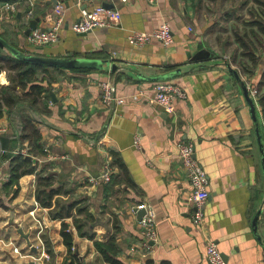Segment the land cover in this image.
Instances as JSON below:
<instances>
[{"label": "crops", "instance_id": "obj_1", "mask_svg": "<svg viewBox=\"0 0 264 264\" xmlns=\"http://www.w3.org/2000/svg\"><path fill=\"white\" fill-rule=\"evenodd\" d=\"M7 2L16 8L7 12L0 0L4 15L0 35L11 46L32 55L88 59L95 67L50 70L51 86L34 108L23 102L11 113L3 111L0 188L9 176V160L2 156L29 155V144L20 136L24 122L30 121L43 150L36 158L37 168L52 175L58 189L53 203L84 199L94 219L85 226L86 232L100 241L115 235L125 264H209L210 241L224 264H264V118L257 108L253 120L239 73L231 62L222 61L232 50L251 54L260 49L264 35L258 22L264 23V6L256 0H96L121 12L119 24L77 34L72 23L79 19L81 6L74 0ZM57 3L65 12L59 40L43 48L31 46L26 35L31 21L37 19V28L50 26ZM164 22L172 31L170 45L156 40L142 46L128 42L133 32H151ZM203 49L213 57L195 58ZM3 65L0 86L15 76ZM263 71L264 56L253 81L258 83ZM106 80L115 83L121 104L103 103L100 83ZM160 81H171L186 92L172 113L147 102ZM27 89L16 86V93L22 96ZM179 141L194 144V156L209 178L210 195L200 227L191 221V185L177 155ZM107 162L111 180L105 183ZM36 179L35 173L22 176L17 196L6 203L10 208L0 207V264L31 261L18 258L11 242L36 247L41 246L39 238L51 255L47 264H63L67 257L60 235L63 221L73 234L77 264H109L92 239L78 234L72 218H53L50 209L37 202ZM143 203L154 208L157 222V238L150 249L140 246L143 238L135 209ZM19 228L29 241L19 235Z\"/></svg>", "mask_w": 264, "mask_h": 264}, {"label": "built area", "instance_id": "obj_2", "mask_svg": "<svg viewBox=\"0 0 264 264\" xmlns=\"http://www.w3.org/2000/svg\"><path fill=\"white\" fill-rule=\"evenodd\" d=\"M81 6V14L78 20L72 23V30L77 34L86 33L96 28L112 27L119 24L121 19V12L115 8H107L100 3H95L96 0H74ZM125 1V0H122ZM149 3H154L156 0H147ZM85 4V5H84ZM87 4H92L86 6ZM6 9L14 11L16 6L13 2H6ZM9 16V14H7ZM4 15L0 14V20H3ZM65 12L62 3H57L53 9V15L51 17L52 23L45 28H35L27 35L28 44L33 47L43 48L49 46L59 40V33L64 24ZM153 40L161 42L163 45L168 46L172 43V31L168 23H162L158 28L151 32L136 31L128 37V42L134 46H142ZM227 57H224L223 62H227ZM102 91V101L105 105L109 106L113 103L121 104L122 99L116 95V85L111 80L102 81L100 83ZM248 88L249 96L251 97L255 107H259V94L257 87ZM186 97L185 90L171 82L160 81L153 85V93L148 96L147 102L151 105H159L164 108L168 113H172L175 110V102L177 99H184ZM1 132V130H0ZM135 144H138V139L135 140ZM264 148V144H263ZM178 158L183 163L186 171V176L191 185L190 200L193 205V211L191 214V221L196 227H200L205 219V205L209 198V178L205 170L195 158L194 144L187 141H179L177 143ZM102 180L108 183L111 180V166L107 162L102 175ZM145 209V213L139 220L142 234L141 247L150 249L151 244L155 242L157 238V222L155 218L154 208L146 203L138 205L135 209ZM38 221L40 229L42 228L41 222ZM41 233L39 230L38 234ZM40 245L36 246L37 253L32 252V243L28 242L25 247H21L12 244V251L21 259H29L34 261L35 264H47L51 256L44 246L42 240ZM10 244V243H9ZM73 250V248H72ZM206 259L209 264H224V259L220 251L218 250L214 242H208L206 245Z\"/></svg>", "mask_w": 264, "mask_h": 264}, {"label": "trees", "instance_id": "obj_3", "mask_svg": "<svg viewBox=\"0 0 264 264\" xmlns=\"http://www.w3.org/2000/svg\"><path fill=\"white\" fill-rule=\"evenodd\" d=\"M260 5L264 6V0H256ZM264 16V10L261 13ZM259 30L264 35V23L258 22ZM252 35L256 36L255 32ZM247 46V43L244 41ZM254 50V49H253ZM249 60L253 66H258V57L255 55V51H250ZM248 54V53H247ZM1 63L7 70L15 72V76L11 77L8 85L0 86V118L3 115V111L11 113L14 109L23 102H27L34 108V104L38 97H41L43 93H46L51 86L52 78L50 76V70H61L58 67H49L43 64L32 63L29 61L20 60L14 57L6 55L0 48V71ZM74 71H88V69H73ZM238 72V71H237ZM245 73L249 75L253 74V69L244 68ZM48 75V76H47ZM47 82V86L44 83ZM245 84V82H244ZM257 89L261 91L264 88V71L257 84ZM16 86L26 89L25 93L21 96L16 93ZM24 96H28L29 99H25ZM259 103L264 109V92L259 95ZM262 134V132H261ZM21 139L28 142L30 151L28 156H23L21 153L13 154L6 152L2 158L9 160V176L8 180L4 182L0 188V207L7 208V202L12 201L18 194L20 185L19 179L27 174L35 173L37 176L35 198L37 202L45 208L50 209L51 216L53 218H72L73 224L77 229V232L81 236H87L92 239L94 246L101 254L105 262L109 264H125L120 258V248L117 244L115 235L109 237L107 241L96 240L93 233L86 232L88 223L93 222V217L88 212V208L85 207L84 199H77L67 204H59L57 201L53 203L54 196L58 193V189L53 187L54 179L49 173L43 174V170H38L36 158L39 155H43L42 146L40 145V135L38 130L30 121H25L21 130ZM3 145H4V141ZM113 154L115 164L124 170V165L117 155ZM87 223V224H86ZM86 226V228H85ZM60 235L63 244L67 248V257L63 264H77L75 261V255L73 254V234L69 229V224L66 222L61 223ZM50 251V249H49Z\"/></svg>", "mask_w": 264, "mask_h": 264}, {"label": "water", "instance_id": "obj_4", "mask_svg": "<svg viewBox=\"0 0 264 264\" xmlns=\"http://www.w3.org/2000/svg\"><path fill=\"white\" fill-rule=\"evenodd\" d=\"M5 3L9 0H3ZM104 7L109 8V5L107 3L104 4ZM36 24H37V19L31 21L29 28L26 30V35H28L30 33L31 30L36 28ZM0 47L2 49H5L12 57H15L17 59L20 60H24V61H29L32 63H37V64H43L49 67H58V68H62V69H84V68H93L95 67L94 64L92 63L91 60L88 59H77V58H68V57H45V56H38V55H32V54H27L24 53L22 51H19L18 49H16L15 47L11 46L9 43H7L0 35ZM213 54H211L209 49H203L200 50L196 55L195 58H212ZM116 67L115 65L112 66V70H115ZM235 73V71H234ZM243 92L244 95L246 97V100L250 106V111L252 113V117L253 120L256 122V117H255V104L253 103L251 97L249 96V92H248V88L246 86V84L243 83ZM50 95L53 97V93L50 92ZM256 132L257 135H259L258 132V127L256 128ZM260 138V135H259ZM261 149L264 152V148H263V143L261 144ZM145 213V209L144 208H140L137 210V215H138V219H141V217L143 216V214ZM260 215V212H258L254 218V227L256 230V221L258 219ZM18 233L21 237H23L24 239H27L29 241L28 238V234H24L22 229H18ZM32 251H34V253H37V249L35 246H32ZM22 264H35L34 261H29L27 263H22Z\"/></svg>", "mask_w": 264, "mask_h": 264}, {"label": "rangeland", "instance_id": "obj_5", "mask_svg": "<svg viewBox=\"0 0 264 264\" xmlns=\"http://www.w3.org/2000/svg\"><path fill=\"white\" fill-rule=\"evenodd\" d=\"M258 46H259L260 49H256V51H255L256 54L255 55H257V57H258L257 61H258V64H259L261 62L262 57L264 56V38L261 39V41L258 43ZM224 57H227L226 58L227 62H229V63L231 62L233 64V68H235V70L238 71V73L240 75V78L242 79L243 83L245 82L247 87H249V88L256 87L255 84H257V83L255 81H253L254 80L253 79V75H255V69L258 66L255 67V66L252 65L251 61L249 60V54L245 53V51H240V50L239 51H235V53H234L233 50H232L227 55L223 56L222 60L224 59ZM246 67H248V68L252 67V69L254 71L252 75H249L248 72L247 73L244 72V68H246ZM263 92H264V88L261 91L258 90V94L259 95H261ZM258 108L260 109L261 114L263 115V118H264V109L260 105V103H259V107ZM261 132H262L261 140H263L262 143L264 144V125H263V127L261 129ZM10 206L11 205H8V208H6V209H9Z\"/></svg>", "mask_w": 264, "mask_h": 264}]
</instances>
